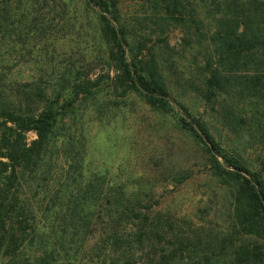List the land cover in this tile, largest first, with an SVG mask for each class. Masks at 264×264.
Wrapping results in <instances>:
<instances>
[{"label": "trees", "instance_id": "obj_1", "mask_svg": "<svg viewBox=\"0 0 264 264\" xmlns=\"http://www.w3.org/2000/svg\"><path fill=\"white\" fill-rule=\"evenodd\" d=\"M71 2L0 0V264H264V0H136L130 18L121 0ZM84 20L97 47L54 65L51 47L78 36ZM174 27L192 54L206 48L185 83L199 115L163 71ZM22 63L53 66L52 84L13 81ZM131 98L169 116L200 149L206 177L229 192L222 239L176 228L140 182L106 183L74 161L64 175L61 162L79 152L59 131L76 108L119 109ZM192 178L191 169L171 175L174 186Z\"/></svg>", "mask_w": 264, "mask_h": 264}, {"label": "rangeland", "instance_id": "obj_2", "mask_svg": "<svg viewBox=\"0 0 264 264\" xmlns=\"http://www.w3.org/2000/svg\"><path fill=\"white\" fill-rule=\"evenodd\" d=\"M135 2L121 0L123 8L127 9L125 17L140 15ZM75 4V0L70 3L72 10ZM82 23L84 29L78 36L67 38L59 46L51 47L55 51L54 65L64 67L76 60L79 62L83 50L97 47L92 22L90 24L89 20H84ZM164 38H167L171 51L166 56L163 71L175 84L177 99L192 114L199 115L204 111L203 105L185 83L194 73L196 63L200 62L206 48L197 47V52L192 54L188 50L185 33L176 27L170 28ZM46 67L34 63L19 64L14 68L13 81L21 83L37 79L43 84H52L53 66ZM118 101L119 109L107 111L101 106L104 103L99 100L93 102V105L90 102L81 104L65 121L59 135L68 132L65 140L72 138L73 147L79 154L72 152L68 162L65 158L61 162L64 175L71 177L68 164L74 161L86 175L89 171L106 175V183L140 182L154 188L153 200L160 203L156 209L162 215L166 212L173 214L176 228L184 227L194 240L204 242L209 235L217 240L222 239L232 225V200L223 186L206 177L200 149L194 147L175 128L169 116H158L134 98L126 102V105L122 100ZM33 138V134H28L29 140ZM254 147L251 146L252 149ZM257 147L264 149V144ZM183 168L191 169L194 178L181 186H174L171 175ZM196 258H191L190 262L194 263Z\"/></svg>", "mask_w": 264, "mask_h": 264}]
</instances>
